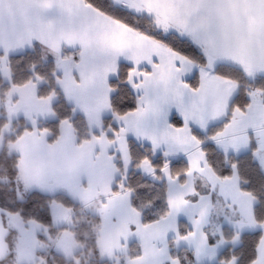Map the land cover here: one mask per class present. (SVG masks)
Masks as SVG:
<instances>
[{"label":"snow or ice","instance_id":"6c2138e0","mask_svg":"<svg viewBox=\"0 0 264 264\" xmlns=\"http://www.w3.org/2000/svg\"><path fill=\"white\" fill-rule=\"evenodd\" d=\"M0 264H264V0H0Z\"/></svg>","mask_w":264,"mask_h":264}]
</instances>
